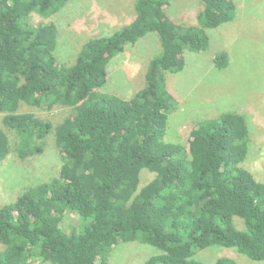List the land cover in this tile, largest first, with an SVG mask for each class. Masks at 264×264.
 Instances as JSON below:
<instances>
[{"label":"trees","instance_id":"trees-1","mask_svg":"<svg viewBox=\"0 0 264 264\" xmlns=\"http://www.w3.org/2000/svg\"><path fill=\"white\" fill-rule=\"evenodd\" d=\"M170 1L136 0L128 24L85 41L67 66L54 55L56 25L41 21L67 0H0V162L12 149L20 159L41 154L50 133L61 162L56 177L0 207V264H26L36 251L51 264H108L114 244L130 241L159 250L144 264H203L194 255L213 244L264 261V181L243 165L251 148L245 118L204 119L186 147L162 140L174 102L164 73L184 68L185 50H205L207 29L235 20L237 6L200 0L198 24L185 26L166 14ZM150 32L161 50L144 86L127 100L101 92L110 60ZM227 62L224 51L214 58L218 68ZM21 103L72 114L54 126L20 112ZM143 169L153 177L140 186ZM66 212L78 218L68 232L60 225Z\"/></svg>","mask_w":264,"mask_h":264},{"label":"rangeland","instance_id":"rangeland-1","mask_svg":"<svg viewBox=\"0 0 264 264\" xmlns=\"http://www.w3.org/2000/svg\"><path fill=\"white\" fill-rule=\"evenodd\" d=\"M136 0H67L63 8L42 23L57 27L54 55L58 63H74L82 44L90 38L108 35L133 19ZM237 6L236 19L207 29L205 50H185L184 68L176 73H164L165 84L173 96V108L167 115L164 142L187 146L191 129L204 119L223 112L241 114L248 127L250 150L243 165L258 181H264V0H233ZM200 0H171L166 14L175 23L197 25ZM33 15V14H32ZM36 19V18H35ZM37 19H40L37 16ZM161 50L158 36L146 33L134 45L114 56L107 65V80L101 92L129 99L144 84L149 60ZM226 52V66L218 68L214 58ZM20 112L33 113L54 126L72 114L69 106L51 109L36 108L21 103ZM3 114H0V125ZM14 147L15 136L7 132ZM51 134V133H50ZM44 140L41 154L20 159L14 150L0 162V207L12 202L28 187L48 182L58 175L60 158L51 135ZM153 173L143 169L140 186L151 180ZM78 222L77 215L66 212L60 225L66 232ZM234 223L243 229L237 217ZM0 248H2L0 244ZM26 264H51L36 251ZM157 248L137 241L117 242L108 256V264H144L158 255ZM194 258L203 264H215L225 258L236 264H264L252 260L234 247L210 245L196 251Z\"/></svg>","mask_w":264,"mask_h":264}]
</instances>
